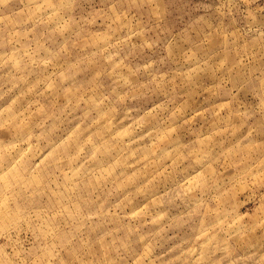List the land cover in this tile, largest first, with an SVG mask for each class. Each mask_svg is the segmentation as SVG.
<instances>
[{
    "label": "rangeland",
    "instance_id": "1",
    "mask_svg": "<svg viewBox=\"0 0 264 264\" xmlns=\"http://www.w3.org/2000/svg\"><path fill=\"white\" fill-rule=\"evenodd\" d=\"M0 264H264V0H0Z\"/></svg>",
    "mask_w": 264,
    "mask_h": 264
}]
</instances>
